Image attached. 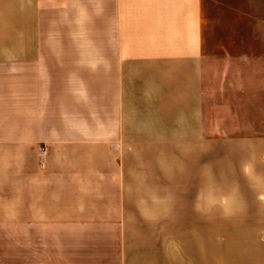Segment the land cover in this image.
<instances>
[{
  "label": "crops",
  "instance_id": "0c3cea01",
  "mask_svg": "<svg viewBox=\"0 0 264 264\" xmlns=\"http://www.w3.org/2000/svg\"><path fill=\"white\" fill-rule=\"evenodd\" d=\"M219 57L264 69V0H0V264H143L125 223L209 217L252 226L228 264H264V135L209 127ZM103 224L119 251L62 249Z\"/></svg>",
  "mask_w": 264,
  "mask_h": 264
},
{
  "label": "rangeland",
  "instance_id": "374dc122",
  "mask_svg": "<svg viewBox=\"0 0 264 264\" xmlns=\"http://www.w3.org/2000/svg\"><path fill=\"white\" fill-rule=\"evenodd\" d=\"M219 59L221 57L211 61L210 71L206 74V117L209 127L217 134H230L234 137L264 135V69L229 70L230 67L227 69ZM10 188L12 190L11 182ZM106 193L107 196L111 194L108 191L105 192V195ZM102 194L103 192L98 194L97 189L93 188L89 197L99 199ZM4 201L7 202L5 199L0 200L1 203ZM9 202L15 205L17 199H10ZM113 210L115 209H107L109 219L116 217ZM148 211L147 215H150L151 211ZM120 226L121 224H103L102 226L74 227L77 236L76 241L71 244L68 243V228L57 229L61 231L60 239L62 249L65 251L76 247L79 251L90 249L92 252H103L119 251ZM124 227L126 233L130 235L134 228V232L140 231L141 239L135 238L136 241H134L133 238L131 241L133 245L135 244L136 249H139V245H141L140 255L143 256V264H154V258L157 256L153 254L155 241L152 239V234L158 230L163 234L160 239L161 246L164 247L167 244L168 247L171 245L175 247L173 255L168 256L169 258L173 256L176 264L188 261L190 264H228L232 259L231 253L240 254L241 252L230 250L229 243L252 240V226L243 223L231 226L225 219L222 221V218L218 217L204 218L203 224H198L195 218L187 220L173 218L170 221L163 220L162 222L141 221L133 223V226L131 223H125ZM12 232L19 233L16 230ZM4 233L9 235L11 232ZM82 233L84 234L82 235ZM47 245V252L52 254V244ZM10 247L11 249L15 247V253L20 252L18 250L19 241L13 240ZM134 254V257L138 259L139 254Z\"/></svg>",
  "mask_w": 264,
  "mask_h": 264
}]
</instances>
